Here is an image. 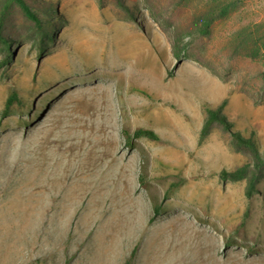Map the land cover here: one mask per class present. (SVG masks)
<instances>
[{
	"label": "rangeland",
	"instance_id": "1",
	"mask_svg": "<svg viewBox=\"0 0 264 264\" xmlns=\"http://www.w3.org/2000/svg\"><path fill=\"white\" fill-rule=\"evenodd\" d=\"M26 1L44 49L12 5V54L0 45V264H264V178L250 197L244 180L221 181L250 157L219 126L201 136L204 104L225 102L264 158V0ZM13 90L21 100L1 118ZM139 127L159 140L129 149L121 131Z\"/></svg>",
	"mask_w": 264,
	"mask_h": 264
},
{
	"label": "trees",
	"instance_id": "2",
	"mask_svg": "<svg viewBox=\"0 0 264 264\" xmlns=\"http://www.w3.org/2000/svg\"><path fill=\"white\" fill-rule=\"evenodd\" d=\"M12 5H16L23 15L33 21L37 28L39 29V47L35 50L37 56L43 55L44 44V31L41 29L39 24V19L36 13L31 9L29 3L26 0H4L2 6V13L0 16V45L6 51V55H11L9 53L8 47L10 46L11 39L7 37L3 32V16L9 10ZM233 8V3L223 6L218 14L211 15L210 17H205L202 19V27L200 29L201 34H207L210 26L216 19L227 16ZM9 61V58H5L4 62ZM5 63H0V68L4 66ZM15 90H13L7 99L5 100L1 118H5L11 112L12 107L15 104L20 102ZM225 102L217 106L204 104V111L206 114L205 121L201 128V136L207 135L211 129L215 126H219L224 132L228 133L230 137V142L232 147L236 151H242L249 155L250 161L239 166L236 169H223L217 173L218 178L221 181H242L246 182L244 194L246 197L252 196L256 192L257 185L264 178V158L262 157L261 147L257 139L251 135H245L239 130L234 129L233 123L227 118L224 114ZM121 136L123 144L129 149L135 147L136 142L139 139H147L150 141H158L159 135L151 129L147 128H135L134 130H129L127 128L122 129ZM149 165V155L148 152L144 149L140 151V168L145 170ZM139 182L144 185V179L139 178ZM182 184V181L179 183H172L167 189L166 193L171 191L173 188L178 187ZM153 215L152 220L157 217L160 213L161 207L158 202V198L155 195H151ZM124 264H128L127 262Z\"/></svg>",
	"mask_w": 264,
	"mask_h": 264
}]
</instances>
